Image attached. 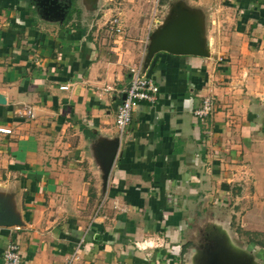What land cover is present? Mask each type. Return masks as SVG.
Wrapping results in <instances>:
<instances>
[{"label":"crops","instance_id":"obj_1","mask_svg":"<svg viewBox=\"0 0 264 264\" xmlns=\"http://www.w3.org/2000/svg\"><path fill=\"white\" fill-rule=\"evenodd\" d=\"M45 1L0 0V264L11 240L21 264L77 250L74 264H206L218 239L264 264V0L188 1L212 56L149 64L171 0ZM138 64L159 100L138 106L106 178L98 153ZM207 96L208 135L193 115Z\"/></svg>","mask_w":264,"mask_h":264},{"label":"water","instance_id":"obj_2","mask_svg":"<svg viewBox=\"0 0 264 264\" xmlns=\"http://www.w3.org/2000/svg\"><path fill=\"white\" fill-rule=\"evenodd\" d=\"M59 0H46L52 7H61ZM171 8V7H170ZM205 18L202 11L185 3L173 6L149 38L145 63L160 52L177 56L211 57V43L205 38ZM125 99V96H124ZM2 100V99H1ZM3 103V102H2ZM120 147L119 138L102 144L98 153L106 178L112 169ZM17 226H20L18 223ZM206 255V264H250L245 255L236 254L226 241L218 239Z\"/></svg>","mask_w":264,"mask_h":264},{"label":"built area","instance_id":"obj_3","mask_svg":"<svg viewBox=\"0 0 264 264\" xmlns=\"http://www.w3.org/2000/svg\"><path fill=\"white\" fill-rule=\"evenodd\" d=\"M109 24L113 34L121 35L123 33L119 17H113ZM130 74L131 82L124 92L125 99L120 104L116 116V127L120 135V143L122 142L127 129L132 124L133 114L138 106L141 104L155 105L159 100L160 94L159 86L153 79L146 75L143 64H138L132 67L130 69ZM68 88V86L61 87L62 90H68ZM215 102L213 96H207L203 98L201 106L193 111L195 119L205 126V133L207 135L210 133L208 122L210 116L215 110ZM28 117H34L32 111H28ZM0 133L11 135L12 130L0 128ZM17 230L19 229L17 228ZM77 254H79V250H77L65 264H74L78 258ZM21 260L20 247L16 241L11 240L3 253V264H21Z\"/></svg>","mask_w":264,"mask_h":264},{"label":"rangeland","instance_id":"obj_4","mask_svg":"<svg viewBox=\"0 0 264 264\" xmlns=\"http://www.w3.org/2000/svg\"><path fill=\"white\" fill-rule=\"evenodd\" d=\"M163 2L164 0H160V2ZM166 1H168V0H166ZM188 1L190 2H193L194 3V0H171V8L173 7V6H175V4H177V3H185L186 5H188V6H190V4H188ZM195 1H197V0H195ZM171 8L169 9V12H170V10H171ZM145 62V61H144ZM135 66V65H134ZM133 66V67H134ZM132 68V67H131ZM119 140H120V136H119ZM201 223H199V222H193V223H191V225L193 226V227H191V229L193 230V232H195V237L193 238V245H195V243H196V247H199V249L203 246V244H205V243H207L208 241H206L205 239H206V237H203L202 235H203V233H202V231H204V230H206V229H201L202 227H201V225H200ZM207 225H209V224H206V226ZM204 228V227H203ZM209 228H211V231H213V232H215V233H211V235L213 236V235H215V236H217V233H216V231H217V229H214V225L213 224H210V227ZM210 231V232H211ZM197 234V235H196ZM200 234V235H199ZM243 236H245V235H243ZM246 240H247V238L246 237H244ZM259 238V236H257V238L256 239H258ZM260 241V240H259ZM211 248H212V245L210 246Z\"/></svg>","mask_w":264,"mask_h":264},{"label":"trees","instance_id":"obj_5","mask_svg":"<svg viewBox=\"0 0 264 264\" xmlns=\"http://www.w3.org/2000/svg\"><path fill=\"white\" fill-rule=\"evenodd\" d=\"M237 233H239L240 235H247V236L249 235V233L243 232L240 228H237ZM250 242H254V241L250 240Z\"/></svg>","mask_w":264,"mask_h":264}]
</instances>
